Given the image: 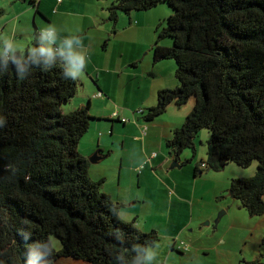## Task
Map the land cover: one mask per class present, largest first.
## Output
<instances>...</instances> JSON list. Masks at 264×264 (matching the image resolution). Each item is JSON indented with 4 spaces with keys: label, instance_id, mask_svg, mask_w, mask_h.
<instances>
[{
    "label": "trees",
    "instance_id": "obj_1",
    "mask_svg": "<svg viewBox=\"0 0 264 264\" xmlns=\"http://www.w3.org/2000/svg\"><path fill=\"white\" fill-rule=\"evenodd\" d=\"M161 3L172 14L156 26L153 62L173 59L178 85L160 89L156 104L142 118L152 121L170 103L180 107L192 98L191 111L165 141L169 155L178 160L191 149L194 158L195 139L202 129L208 130L206 158L198 161L195 174L220 171L228 163L247 168L256 162L254 175L231 179L227 194L251 217L261 216L264 0H109L105 9L115 25L120 12ZM165 38L170 45L160 43ZM33 46H40L38 38ZM65 57L58 55L57 61L66 64ZM76 92L77 80H65L59 66L47 72L33 69L23 79L11 67L0 74V118L5 121L0 126V264H24L33 242L48 237L59 241L54 264L61 258L115 264L117 231L129 251L160 238L156 230L142 231L135 221L121 219L125 204L101 191V181L91 179L89 162L78 145L93 117L89 104L67 109ZM260 258L239 264H264Z\"/></svg>",
    "mask_w": 264,
    "mask_h": 264
},
{
    "label": "crops",
    "instance_id": "obj_2",
    "mask_svg": "<svg viewBox=\"0 0 264 264\" xmlns=\"http://www.w3.org/2000/svg\"><path fill=\"white\" fill-rule=\"evenodd\" d=\"M17 1L2 7L0 38L13 32L16 37L11 41L13 46L26 50L38 38L40 29L50 25L58 41L52 47L61 49L70 39L73 41L72 50L87 58L83 69L85 77L76 79L83 91L78 105L89 104L93 118L78 150L87 160L95 152L104 156L96 162L88 160L91 179L101 181V191L125 204L119 212L121 219L135 221L142 231L156 230L160 238L170 242V252L173 251L172 246L178 247V243L187 246L188 251L189 245L184 239L186 231L201 221L213 222L215 213L223 208V204L215 203L214 199L220 195L225 198L227 193H223L229 185L228 180L219 185L220 181L210 172L195 174L198 162L188 155L189 149L181 153L178 159L180 167L172 166L175 160L169 155L165 141L191 111L192 98L180 107L170 103L163 113L168 116L161 114L148 122L142 118L145 110L156 104L160 89L178 85L176 64L171 59L155 63L149 58L141 66L145 59L138 51L123 44L117 30L115 33L109 30L108 12L105 10L109 0H39L36 7L33 6L34 16L39 13V21L35 23L37 16L33 17V25L27 17V21L22 20L23 11H17ZM77 40L81 43L78 44ZM81 78L89 82L85 84ZM98 92L102 93L101 96L97 95ZM125 100L132 105H127ZM72 101L68 105L71 106ZM139 110L144 113L139 114ZM121 117L128 121L121 123ZM131 120L133 122L130 123ZM116 151L120 155V170L118 179L112 181L110 165L102 161ZM153 152L156 156L150 159ZM191 158L192 161H188ZM188 162L194 165H187ZM140 165L143 168L139 170ZM218 220L217 217L216 222ZM160 238L153 245L157 252L155 263L158 264L165 260L158 259ZM57 264L86 263L61 258Z\"/></svg>",
    "mask_w": 264,
    "mask_h": 264
},
{
    "label": "rangeland",
    "instance_id": "obj_3",
    "mask_svg": "<svg viewBox=\"0 0 264 264\" xmlns=\"http://www.w3.org/2000/svg\"><path fill=\"white\" fill-rule=\"evenodd\" d=\"M11 2L10 0H0V7H6L11 4ZM16 6L19 13L23 11L22 16L24 19L22 20L24 22L27 17L28 22L33 25L32 18H35V16H37V18H33L34 22L37 23L39 21V13L34 16V4L30 0H19L16 2ZM171 14V8L168 7L166 3H161L151 9L132 11L130 14L120 12L115 25L109 21L108 26L110 28L109 30H112V32L115 33L117 30L119 34H121L120 40L123 44H126L128 48L138 51V54L145 59L141 62V66H143L149 58L153 61V52L151 48L157 37L155 31L157 24L164 22ZM113 27L116 29L113 30ZM160 43L162 45H170L171 40L165 38L161 40ZM171 61L176 64L173 59H171ZM81 76L85 77L84 73ZM81 79H83L85 84L89 82L86 78ZM78 81L80 82V80ZM79 84L81 83L77 82V95L72 98L73 101L71 106L67 105V107H79L78 104H80L79 100L81 99L79 96L83 94L81 85ZM131 88L132 86L129 85L128 89L131 90ZM125 103H127V105H132L129 104V101ZM165 115L166 114H163L162 116ZM131 122H133V120H131L130 123ZM209 135V131L206 129H202L197 135L195 139L196 153L194 162L206 158V139ZM188 152V155L192 157V150L189 149ZM118 154L119 152L116 151L110 158H106L102 161L110 165L109 176L112 181L118 179V172L120 170V155ZM190 164L194 165L192 162L187 163V165ZM255 171L256 162H253L247 168L239 167L234 163H228L225 168L220 171L211 169L206 170V172H210L220 181L219 183L221 184L219 185H222L223 181L226 180H228L229 185L231 179L253 176ZM226 193L227 191L223 194ZM218 197V199H214L215 203L221 202L223 208L215 213L216 218L213 222L204 220L186 231L184 239L189 245L188 251L185 250L181 252L173 250L170 252V242L165 238H160L158 244V259H165L163 264H239L243 259L252 261L260 258V253L264 252V246L260 245V239L264 234V214L251 217L243 207H240L239 201L231 197V195L227 194L225 198L221 195ZM217 217L219 220L216 222ZM207 222H209V224ZM52 238L56 246H58V239ZM260 260L264 263V255Z\"/></svg>",
    "mask_w": 264,
    "mask_h": 264
},
{
    "label": "clouds",
    "instance_id": "obj_4",
    "mask_svg": "<svg viewBox=\"0 0 264 264\" xmlns=\"http://www.w3.org/2000/svg\"><path fill=\"white\" fill-rule=\"evenodd\" d=\"M15 34L12 32L6 37L0 38V74H3L10 67L15 68V72L21 79L29 76L33 69H40L47 72L57 66L61 68L62 77L65 80H76L83 72L87 62L85 55L74 52L72 50V40H66L61 49H54L52 45L57 43L55 32L50 25L40 29L38 39L40 46L30 47L27 49V56H24L23 47H14L12 40H15ZM78 44L80 40L76 41ZM17 51L20 55H17ZM65 57L67 63L57 61V56ZM5 121L0 118V126H3ZM25 239L29 238L28 233H25ZM114 239L119 243L120 247L113 250L115 264H155L157 259L156 248L151 244H143L133 246L130 251L125 247L124 235L117 231L113 233ZM52 237L43 240L35 241L28 248L24 258V264H54V255L58 252ZM129 257H132L129 259Z\"/></svg>",
    "mask_w": 264,
    "mask_h": 264
},
{
    "label": "bare ground",
    "instance_id": "obj_5",
    "mask_svg": "<svg viewBox=\"0 0 264 264\" xmlns=\"http://www.w3.org/2000/svg\"><path fill=\"white\" fill-rule=\"evenodd\" d=\"M30 1L34 4V7H35V4H36L39 0H37V1H35V0H30ZM57 2H58V1H57ZM60 2H61V1H60ZM101 94H102L101 92H98L97 95H98V96H101ZM145 111H146V110H145ZM146 112H147V111H146ZM146 112H145V113H146ZM138 113H139V114H142V113H144V112H143V110H139ZM144 115H145V114H144ZM116 118H117V117H116ZM122 119H124V121H122ZM127 121H128V120H127L126 118H123V117H121V119H120V122L123 123V124L126 123ZM153 153H155V156H156V152H153ZM151 155H152V154H151ZM151 155H150V159L153 158V157H151ZM155 156H154V157H155ZM90 157H91V156H90ZM90 157H89V158H90ZM88 160H89V159H88ZM174 160H175V159H174ZM177 162H178V160H177ZM141 166H142V168H143V165H140L139 168H138L139 170L142 169ZM204 167H205V164L202 163V164L200 165V168H204ZM198 173H199V172H198ZM175 248H176L177 250L181 251V252H182V251H185V250L181 247V244H180V243H178V247H175ZM83 262H84V261H83Z\"/></svg>",
    "mask_w": 264,
    "mask_h": 264
},
{
    "label": "water",
    "instance_id": "obj_6",
    "mask_svg": "<svg viewBox=\"0 0 264 264\" xmlns=\"http://www.w3.org/2000/svg\"><path fill=\"white\" fill-rule=\"evenodd\" d=\"M104 156H101L98 154V152H95L90 158H89V161L91 162H96L98 160H100L101 158H103ZM172 166L173 167H180V165L178 164L177 160H175L173 163H172Z\"/></svg>",
    "mask_w": 264,
    "mask_h": 264
},
{
    "label": "built area",
    "instance_id": "obj_7",
    "mask_svg": "<svg viewBox=\"0 0 264 264\" xmlns=\"http://www.w3.org/2000/svg\"><path fill=\"white\" fill-rule=\"evenodd\" d=\"M37 1V0H35ZM58 2H60L61 0H57ZM122 121H124V119H122ZM155 156V153H152L151 157H154ZM142 168V166H141ZM181 247L184 249V250H187V246H185L184 244H181Z\"/></svg>",
    "mask_w": 264,
    "mask_h": 264
}]
</instances>
